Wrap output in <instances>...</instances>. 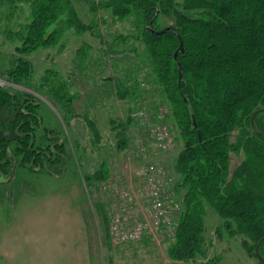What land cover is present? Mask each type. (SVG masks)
Returning a JSON list of instances; mask_svg holds the SVG:
<instances>
[{"label":"trees","instance_id":"trees-1","mask_svg":"<svg viewBox=\"0 0 264 264\" xmlns=\"http://www.w3.org/2000/svg\"><path fill=\"white\" fill-rule=\"evenodd\" d=\"M76 1L87 3L94 14L88 23L79 16L73 0H0L10 14L17 3L27 4L30 10L26 23L2 31L14 46L1 79L39 91L68 129L75 118L74 95L68 92L74 83L72 74L64 81L57 72L46 70L43 83L32 87L33 65L27 56L37 49H62L68 30L97 38L106 55H131L135 63L147 67L149 83L136 78L131 84L126 78L105 80L113 82L119 99L137 102L134 115L147 99L155 116L168 107L183 144L174 162L179 179L172 189L180 208L167 248L170 264L197 259L201 264H222L219 255L207 253V208L222 220L229 235L240 237V245L256 259L255 264H264V241L258 247L259 257L255 253L264 238V0ZM98 11H107L120 22L129 20L132 31L107 44L98 31L104 21L95 16ZM163 18H172L174 24L162 25ZM130 40L135 46L128 51L112 50L114 43ZM180 40L183 51L174 58ZM89 49L84 44L77 50L79 63ZM39 106L33 94L0 86V183L9 182L17 169L57 177L66 172L68 145L59 132L42 125ZM235 129L239 136L232 143ZM39 133L43 143L38 141ZM121 141L118 148L122 150L126 140ZM239 152L243 157L230 173V153ZM108 175L101 162L91 173H82L81 180L91 188ZM97 208L107 239L104 204L100 202ZM219 233L215 230L218 237Z\"/></svg>","mask_w":264,"mask_h":264},{"label":"rangeland","instance_id":"rangeland-1","mask_svg":"<svg viewBox=\"0 0 264 264\" xmlns=\"http://www.w3.org/2000/svg\"><path fill=\"white\" fill-rule=\"evenodd\" d=\"M73 4L85 23L94 17L84 1L73 0ZM29 12L24 3H17L11 14L0 5V86H11L39 99L42 125L60 133L68 145L70 158L66 172L60 177L17 169L9 182L0 183V264H170L167 248L173 239V230L161 233L148 223L146 228L152 230L139 240L114 246L109 232L107 239L105 237L97 208L100 202L104 204L108 224L113 210L121 206L124 193H128L126 199L135 202L127 208L128 212L141 220L149 217L146 199L139 192L144 182L134 177L135 170L145 163L162 167L163 180L170 189L179 179L174 162L183 144L169 119L168 107H162L164 115L167 112L166 118L157 117L159 115L153 114L150 99H147L139 111L143 115L134 116L137 102L130 98L119 99L113 82L105 80L126 78L131 84L136 78L141 83L147 80L149 83L147 67L135 63L127 53L106 55L103 53L106 49L97 38L87 32L76 34L73 30L64 33L62 49L48 47L29 54L27 59L33 65L32 87L43 83L46 70L57 72L64 81L72 74L74 83L68 92L74 95L75 118L66 129L59 113L43 94L1 79V71L8 65L14 46L2 31L15 30L26 23ZM95 16L104 20L98 24V31L107 44H111L115 36L132 31L129 20L117 21L107 11H98ZM161 24L170 26L174 21L163 18ZM84 44L90 49L86 59L79 63L76 53ZM133 46L135 43L130 40L124 44L116 42L111 47L119 52ZM160 123L170 128L173 136L170 148H155L146 138L145 129L155 128ZM238 136L239 130L235 129L230 142L234 143ZM123 139L126 148L121 150L118 145ZM38 141L44 142L42 133L38 134ZM242 157V152L230 153V173ZM101 162L107 168L108 178L88 188L81 174L91 173ZM205 226L209 257L219 255L222 264L256 263L240 245V237L229 235L222 220L209 208L206 209ZM215 230L220 232V237L215 235ZM201 263L197 259L185 264Z\"/></svg>","mask_w":264,"mask_h":264},{"label":"built area","instance_id":"built-area-1","mask_svg":"<svg viewBox=\"0 0 264 264\" xmlns=\"http://www.w3.org/2000/svg\"><path fill=\"white\" fill-rule=\"evenodd\" d=\"M137 115L143 114L138 112L134 116ZM160 116H163L162 110L159 113ZM145 130L147 140L155 148L167 149L172 146L173 136L168 125L160 123L155 128L148 126ZM134 177L140 182H144L143 188L139 192L146 199L145 203L149 209V217H144L141 220L134 213L128 212L127 208L132 207L135 202L131 198L126 199L128 193H124L125 199H123L120 207L113 210L108 223L110 240L114 246H121L139 240L142 235L152 230V228H146L148 223L151 224L154 230L161 233L166 230L174 231L176 226L180 206L172 189L163 180L165 172L162 167L151 162L145 163L135 170Z\"/></svg>","mask_w":264,"mask_h":264},{"label":"water","instance_id":"water-1","mask_svg":"<svg viewBox=\"0 0 264 264\" xmlns=\"http://www.w3.org/2000/svg\"><path fill=\"white\" fill-rule=\"evenodd\" d=\"M183 51V44H182V41L180 40V43H179V47H178V49L174 52V54H173V56H174V58H176V55H177V53H178V51ZM251 126L253 127V121L251 120ZM262 241H264V238H261V240H259V242L257 243V245H256V248H255V253H256V255H257V257H259V253H258V247H259V244L262 242Z\"/></svg>","mask_w":264,"mask_h":264}]
</instances>
